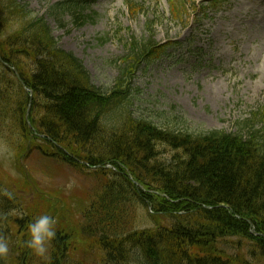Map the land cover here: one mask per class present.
<instances>
[{"label": "trees", "instance_id": "trees-1", "mask_svg": "<svg viewBox=\"0 0 264 264\" xmlns=\"http://www.w3.org/2000/svg\"><path fill=\"white\" fill-rule=\"evenodd\" d=\"M28 12V4L0 0V123L9 122L0 142L9 144L24 181L34 183L25 164L36 155L103 184L84 208L54 196L49 214L57 235L43 259L25 243L29 223L39 216L17 208V190H5L9 185L0 174V236L13 248V257L0 258V264H79L71 257L77 232L67 226L71 219L59 217L66 216L63 208H81L87 217L83 231L100 250L94 264H264V114L239 122L240 129L229 134L193 135L135 120L119 109L130 96L125 79L103 93L83 63L61 49L48 23ZM156 48L148 43L138 50L159 57L164 50ZM164 149L170 158L163 157ZM137 206L153 226L140 229L129 221Z\"/></svg>", "mask_w": 264, "mask_h": 264}, {"label": "rangeland", "instance_id": "rangeland-1", "mask_svg": "<svg viewBox=\"0 0 264 264\" xmlns=\"http://www.w3.org/2000/svg\"><path fill=\"white\" fill-rule=\"evenodd\" d=\"M24 1L35 16L50 23L60 46L84 63L93 84L105 93L115 88L128 68L132 39L148 37V20L157 23L155 39L161 46L178 44L169 46L162 59L141 65L124 84L131 92L130 112L136 119L196 135L236 133L239 122L264 114V0H229L217 8L213 0H184L180 20L172 17L169 0H133L142 7L137 15H130L125 0H94L84 11L91 17L81 27L73 23V13L60 16L50 12L51 5L66 0ZM0 124V133L7 135L9 122ZM255 124L257 130L261 128L259 119ZM170 156V150L165 149L163 157ZM12 158L9 144L0 142V174L9 185L4 189L17 190V208L24 213L51 214L58 193L72 198L75 207H88L102 189V179L69 167H55L36 155L25 164L34 183L24 181L17 176ZM63 210L66 216L59 217L71 219L67 226L74 225L78 232L77 251L71 257L75 263L94 264L99 250L97 239L83 231L87 217L81 208ZM54 212L57 217L58 210ZM130 212L129 221L140 229L153 226L141 207ZM9 248L7 260L13 257L10 243Z\"/></svg>", "mask_w": 264, "mask_h": 264}, {"label": "clouds", "instance_id": "clouds-1", "mask_svg": "<svg viewBox=\"0 0 264 264\" xmlns=\"http://www.w3.org/2000/svg\"><path fill=\"white\" fill-rule=\"evenodd\" d=\"M9 195V193H5ZM11 198V197H10ZM56 218L51 215H40L34 222L29 223L28 229L30 232V239L25 243L29 249L32 250L33 254L43 258H49V248L51 242L56 238ZM9 242L8 240L0 236V258H4L9 254Z\"/></svg>", "mask_w": 264, "mask_h": 264}]
</instances>
